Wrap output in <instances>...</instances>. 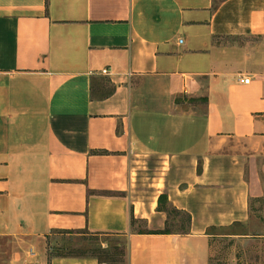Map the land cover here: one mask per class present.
I'll list each match as a JSON object with an SVG mask.
<instances>
[{
    "label": "crops",
    "instance_id": "1",
    "mask_svg": "<svg viewBox=\"0 0 264 264\" xmlns=\"http://www.w3.org/2000/svg\"><path fill=\"white\" fill-rule=\"evenodd\" d=\"M162 194L189 233H157ZM255 198L264 0H0V264H101L50 258L55 230L122 234L128 264H210L209 228L260 215L234 237L264 236Z\"/></svg>",
    "mask_w": 264,
    "mask_h": 264
},
{
    "label": "rangeland",
    "instance_id": "2",
    "mask_svg": "<svg viewBox=\"0 0 264 264\" xmlns=\"http://www.w3.org/2000/svg\"><path fill=\"white\" fill-rule=\"evenodd\" d=\"M241 43L245 40H240ZM187 103L184 106L194 109L203 110L205 97H184L181 101ZM257 215L254 225L250 228L252 232L259 231L263 221ZM261 223V224H260ZM143 222H137L136 228H142ZM249 228L246 226L238 227L235 231L248 233ZM217 234H225L228 230H213ZM211 242V256L214 259L212 264H264V236H252L249 238H209ZM0 243L4 245V250L8 254L11 250L12 242H8L7 238H0ZM118 246L119 248H126L128 253V239L124 235L106 234L90 230H84L79 233H63L53 232L47 238L48 254L59 250L65 254H87L90 255L100 249L109 250L110 246Z\"/></svg>",
    "mask_w": 264,
    "mask_h": 264
},
{
    "label": "trees",
    "instance_id": "3",
    "mask_svg": "<svg viewBox=\"0 0 264 264\" xmlns=\"http://www.w3.org/2000/svg\"><path fill=\"white\" fill-rule=\"evenodd\" d=\"M99 195H116V196H122V194H116L110 191H102V192H98ZM259 203V208L256 209L255 208V203ZM250 207L251 210L253 211H261L264 208V198H255V199H251L250 201ZM158 211H162L164 213H166L167 215V221H166V226L163 230L161 231H157V233H182V234H186L189 233V228L191 225V221H192V216L190 213L177 208L173 203L170 202L168 195L167 194H162L159 197V201H158V207H157ZM259 218H261V216H259ZM262 219V218H261ZM139 222L134 216L131 217V224L134 227L135 224ZM245 226V224L241 223V222H235L230 226H222V227H213V228H209L208 229V234L212 235V238H218V237H225V238H233L234 235H245L248 234L247 233H242V232H237L235 231L238 227H243ZM215 229H220V230H228V232H226L225 234H217L214 233L213 230ZM84 230H78V231H70V230H55L54 232H63V233H69V234H73V233H79V232H83ZM139 231H143V232H154V231H150L147 228H141ZM101 233V232H100ZM109 234H113V233H109ZM118 234V233H117ZM122 235V234H119ZM209 244L211 245V242H209ZM88 257V258H96L101 264H128V253L126 251V248H119L118 246H110L109 250H104V249H100L99 251H95L93 253H91L90 255L87 254H65V253H61L59 252V250L54 251V252H50L49 253V257L53 258V257ZM214 261V259L212 258V256L210 257V264H212V262Z\"/></svg>",
    "mask_w": 264,
    "mask_h": 264
},
{
    "label": "built area",
    "instance_id": "4",
    "mask_svg": "<svg viewBox=\"0 0 264 264\" xmlns=\"http://www.w3.org/2000/svg\"><path fill=\"white\" fill-rule=\"evenodd\" d=\"M183 39H181V43H183ZM102 73L103 74H105V75H109L110 74V71H109V69H104L103 71H102ZM240 82L241 83H244V84H249L250 82H251V78H249V77H247V76H241L240 77Z\"/></svg>",
    "mask_w": 264,
    "mask_h": 264
}]
</instances>
